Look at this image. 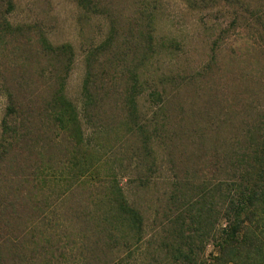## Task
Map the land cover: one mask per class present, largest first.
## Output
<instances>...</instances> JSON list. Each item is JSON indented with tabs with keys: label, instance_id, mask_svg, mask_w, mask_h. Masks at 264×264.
I'll use <instances>...</instances> for the list:
<instances>
[{
	"label": "rangeland",
	"instance_id": "obj_1",
	"mask_svg": "<svg viewBox=\"0 0 264 264\" xmlns=\"http://www.w3.org/2000/svg\"><path fill=\"white\" fill-rule=\"evenodd\" d=\"M41 34L73 55L48 54ZM65 78L66 95L91 106L84 129L103 161L97 184L83 185L86 170L70 192L60 171L73 143L49 104ZM11 94L20 136L4 126ZM134 121L149 123L152 156ZM263 121L264 0H0V240L24 237L26 264L44 234L39 264H174V217L236 175ZM114 182L144 228L135 238L122 226L113 253L96 242ZM201 248L200 259L213 250Z\"/></svg>",
	"mask_w": 264,
	"mask_h": 264
},
{
	"label": "trees",
	"instance_id": "obj_2",
	"mask_svg": "<svg viewBox=\"0 0 264 264\" xmlns=\"http://www.w3.org/2000/svg\"><path fill=\"white\" fill-rule=\"evenodd\" d=\"M9 28H12L13 32L23 30L22 25L11 23ZM39 43L48 54L59 55L65 52L73 55L71 44L56 46L45 34H41ZM88 76L85 90L91 93ZM65 81L66 78L59 81L49 104L57 128L73 143L67 148L69 158L66 167L60 171V174L67 171L65 181L69 183L67 192H70L77 187L72 185L75 181L83 180L86 170L91 171V175L87 181H83V185L97 184L101 180L100 163L103 161L99 150L87 142V133L84 129L82 113H88L91 106L84 105L81 111L66 95ZM10 98L12 102L9 109L15 115L13 123L10 124L6 118L4 126L8 128L6 130H13L14 134L19 135L23 119L18 115L19 105L13 101L12 94ZM130 103L136 110V99H130ZM155 116L157 113H154L150 122H153ZM155 122L158 124V121ZM135 127L141 139V151L146 150L147 156H152L153 152L149 149L152 139L149 123L134 121L132 128L135 130ZM238 158L237 173L233 178L220 183L215 189L206 187L197 198L191 196L186 208L174 217L172 223L176 224V229L173 231L174 242L171 243L174 264H264V121L260 125V134L254 138L250 148L246 151L241 146ZM53 169L50 166L48 170ZM43 178L40 181H46V177ZM110 186L113 187L112 196L101 200L98 207L105 215L98 224L99 233L103 237L96 244L101 249L105 248L114 253L122 248L121 242L116 241L122 226L128 229L129 235L135 234L133 237L137 238L144 228V216L130 203L117 182ZM34 197L37 198L38 195ZM5 209L6 207L1 211ZM3 239L0 240V264H26L29 261L26 251L30 245L24 237L19 235ZM46 241L45 234L35 241L34 253H37L32 257L34 264H39L40 248L46 246ZM198 243L202 250L212 243L213 250L207 257L201 259L198 257L195 249ZM56 250L53 251V256ZM113 264L122 263L117 259Z\"/></svg>",
	"mask_w": 264,
	"mask_h": 264
}]
</instances>
